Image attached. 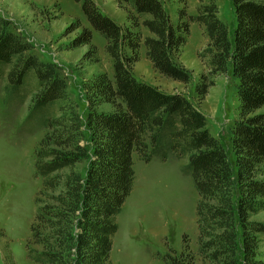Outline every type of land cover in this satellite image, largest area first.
<instances>
[{
	"label": "trees",
	"instance_id": "1",
	"mask_svg": "<svg viewBox=\"0 0 264 264\" xmlns=\"http://www.w3.org/2000/svg\"><path fill=\"white\" fill-rule=\"evenodd\" d=\"M76 1L106 38L114 76L102 71L86 81V121L57 65L31 52L33 44L0 15L3 99L22 103L31 93L26 121L46 128L35 149V175L42 186L34 199L28 242L41 249H30L28 256L38 264H112L116 216L133 188L136 153L147 162L185 159L182 172L192 178L199 195L203 259L264 264L256 258L264 221L251 219L264 211V177H258L264 174V0H231L236 17L232 31L220 17L216 0H200L198 14L189 13L183 0L174 22L162 0H128L150 31L144 38L147 57L172 79L191 80L192 71L173 53L187 42L192 22L203 25L208 42L201 57L210 81L197 84L196 92L204 95L213 77L230 69L238 79V119L231 136L234 161L205 113L185 94L161 90L134 75L140 32L123 30L94 0ZM92 38L86 28L74 46L91 44ZM91 50L92 60L98 62L96 46ZM104 103L114 109L99 110ZM5 262L14 264L11 254ZM166 264L183 262L171 257Z\"/></svg>",
	"mask_w": 264,
	"mask_h": 264
},
{
	"label": "rangeland",
	"instance_id": "2",
	"mask_svg": "<svg viewBox=\"0 0 264 264\" xmlns=\"http://www.w3.org/2000/svg\"><path fill=\"white\" fill-rule=\"evenodd\" d=\"M100 11L113 18L123 30L140 32L139 57L132 62L134 75L167 92H181L205 113L212 132L225 145L231 160L232 128L238 119V79L232 74H217L214 84L201 95L196 85L208 83V67L201 53L208 39L203 25L190 24L187 42L173 53L175 60L192 71L189 82L162 74L147 57L144 44L150 31L142 24L128 0H94ZM187 11L198 14L200 0H186ZM169 19L174 22L183 0H162ZM219 15L232 31L236 17L231 0H216ZM0 15L10 20V29L21 33L33 44L31 52L57 65V71L66 80L71 96L79 105L84 121L87 119L85 83L99 72L106 71L113 79L112 61L106 51V38L91 25L80 3L76 0H0ZM91 29V44L74 46V40ZM97 48L99 61L92 60V46ZM90 51L91 54L86 56ZM129 56L131 51L127 52ZM4 79L0 78V264L11 254V263L38 264L28 252L41 249L31 241V224L35 217L34 199L42 186L35 175V149L44 135L42 125H28L31 95L24 102L4 101ZM32 85L35 82L32 80ZM99 110L114 109L104 103ZM135 180L130 195L116 216L118 230L113 236L112 264H166L176 257L183 264H215L199 254L196 206L198 192L192 178L182 172L185 159L147 162L133 153ZM258 177H264L260 174ZM264 221V211L251 217ZM257 259L264 260V240L260 241ZM243 260V258H242ZM244 263V261H242ZM241 263V264H242Z\"/></svg>",
	"mask_w": 264,
	"mask_h": 264
}]
</instances>
